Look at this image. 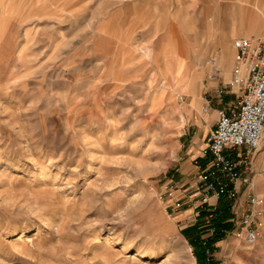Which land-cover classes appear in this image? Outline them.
<instances>
[{
  "label": "rangeland",
  "instance_id": "1",
  "mask_svg": "<svg viewBox=\"0 0 264 264\" xmlns=\"http://www.w3.org/2000/svg\"><path fill=\"white\" fill-rule=\"evenodd\" d=\"M211 20L262 25L264 0H0V264H264V214L237 235L264 135L220 226L197 208Z\"/></svg>",
  "mask_w": 264,
  "mask_h": 264
},
{
  "label": "built area",
  "instance_id": "2",
  "mask_svg": "<svg viewBox=\"0 0 264 264\" xmlns=\"http://www.w3.org/2000/svg\"><path fill=\"white\" fill-rule=\"evenodd\" d=\"M233 45L236 56L227 86L236 92L237 103L229 111H217L216 122L200 151V158L206 162L196 176L197 208L205 207L209 213L222 197L234 200L241 185L250 187L245 172L252 169L254 153L264 135V38H241ZM211 63L215 74V63ZM223 92L219 90L218 95ZM203 111L209 114L208 104ZM230 152H236L235 156L230 157ZM247 199L250 208L240 219L237 235L253 245L261 235L259 220L264 214V200L252 191ZM182 206L180 200L175 201V209Z\"/></svg>",
  "mask_w": 264,
  "mask_h": 264
},
{
  "label": "crops",
  "instance_id": "3",
  "mask_svg": "<svg viewBox=\"0 0 264 264\" xmlns=\"http://www.w3.org/2000/svg\"><path fill=\"white\" fill-rule=\"evenodd\" d=\"M220 26L221 25H218L216 22L211 20V33H212L210 36L211 41L217 42L223 49V58L221 62L222 66L221 65L219 67L216 66L217 68H222V72L220 69H217V72L215 73V78L217 75H221L223 79L219 81L218 79H215L214 85H212L209 89H207V92H209V95L205 96L204 98L205 104L209 105L211 116H214V113L216 114V111L220 109L229 111L232 108H234L237 103L236 92L234 90L229 89L227 86L229 83L227 82V80H229L230 77H232V74H231L232 71L230 70V66H231V60H232L233 53H235V50L231 48L229 44L231 35L234 34L236 36L235 38H239V39L245 38L244 36H242L241 33L245 34L246 36H250L251 37L250 39L252 38L259 39V37L264 38V22L262 23V25L256 22V27H255V22H252L251 24L244 23L242 25H239V27L234 26L232 27L233 33H229L227 35L223 34V31L221 30ZM254 27L256 28V31L252 32ZM259 28L261 30H259ZM261 34L263 36H261ZM235 56H236V53H235ZM235 56H233L234 57L233 64L235 61ZM219 72L221 74H219ZM220 85L222 87H220ZM219 90L224 91L223 94L220 96L218 95ZM214 123L215 122H213L211 127L209 128L207 127V129H202V128L197 127L196 132L194 133L195 137L192 139V143L195 145L196 153H197V155L195 153L196 156L193 155V159L194 157H200V150L202 149L205 138L210 132ZM254 158H253L254 161L252 164V169H254V171H257L258 167H256V163L259 161V159L258 158L254 159ZM263 158H264V154H263ZM260 160H262V157L260 158ZM199 162L203 164L206 162V160L200 159ZM205 209L206 208L204 207L203 211H206Z\"/></svg>",
  "mask_w": 264,
  "mask_h": 264
},
{
  "label": "trees",
  "instance_id": "4",
  "mask_svg": "<svg viewBox=\"0 0 264 264\" xmlns=\"http://www.w3.org/2000/svg\"><path fill=\"white\" fill-rule=\"evenodd\" d=\"M228 209H229V207H227ZM226 208V204H225V201H224V197H222L220 200H219V202L217 203V206H216V209L212 212V213H209L208 211V213H205V211H201V215H203V216H211L212 214V216H214V218H212L211 219V221H209V222H211V225H212V227H214V228H218L219 226H220V223H219V220H218V214H219V211L220 210H226L227 209Z\"/></svg>",
  "mask_w": 264,
  "mask_h": 264
},
{
  "label": "bare ground",
  "instance_id": "5",
  "mask_svg": "<svg viewBox=\"0 0 264 264\" xmlns=\"http://www.w3.org/2000/svg\"><path fill=\"white\" fill-rule=\"evenodd\" d=\"M213 62L215 63V61L213 60ZM215 69H217L216 65H215Z\"/></svg>",
  "mask_w": 264,
  "mask_h": 264
}]
</instances>
